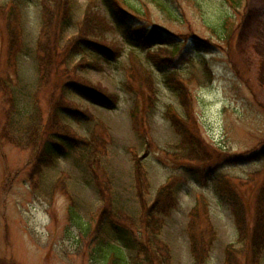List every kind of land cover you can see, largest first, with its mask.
<instances>
[{"label":"rangeland","instance_id":"374dc122","mask_svg":"<svg viewBox=\"0 0 264 264\" xmlns=\"http://www.w3.org/2000/svg\"><path fill=\"white\" fill-rule=\"evenodd\" d=\"M121 2L126 20L113 15L104 0H71V24L50 46V58L38 50L41 0H0V264H100L92 259L91 248L103 231L84 236L77 219L95 228L100 218L104 202L98 173L113 182L109 193L115 215L139 223L143 206L136 188L137 157L151 184L145 193L147 206L168 179L174 182L177 204L160 235L170 246L168 264H194L188 224L196 207L209 215L214 230L204 264H226L230 245L243 248L218 184L221 178L226 181L250 214L254 212L264 184V0H244L239 8L227 0H156L165 4L164 10L152 0H126L125 6ZM92 3L95 16L104 17L110 27H102L100 36L90 32L91 38L114 44L120 55L107 59L83 51L67 61L62 55L55 63L54 55L57 59L82 34ZM13 10L16 22L9 17ZM11 25H19L22 32L21 48L14 54L9 38L16 30L10 32ZM129 25L158 28L162 36L156 43L179 42L178 52L172 60L149 56L147 47L126 34ZM50 62L55 71L59 68L58 75L40 76V68ZM173 71L177 75L168 81ZM76 78L92 90L116 96V104L108 108L73 90ZM176 83L182 84L181 91ZM8 93L15 95L19 109L11 126L5 113L10 108ZM64 99L67 109L83 112L81 118L70 115L65 121L80 137L100 145L94 152L85 147L55 156L34 172L38 148L28 140L29 119L41 112L47 136L54 106ZM85 112L93 119H85ZM178 121L181 131L173 123ZM142 125L148 131L145 137ZM184 139L191 141L189 152ZM132 228L136 237L147 239L140 223ZM125 252L128 264H146L134 250ZM246 257L240 256L241 263L254 264ZM259 264H264V250Z\"/></svg>","mask_w":264,"mask_h":264},{"label":"trees","instance_id":"16d2710c","mask_svg":"<svg viewBox=\"0 0 264 264\" xmlns=\"http://www.w3.org/2000/svg\"><path fill=\"white\" fill-rule=\"evenodd\" d=\"M122 0H104L107 8L110 12L117 18L126 20L128 17L126 11L121 7ZM124 1V6L126 5V0ZM155 1L156 0H152ZM232 7L239 8L244 0H227ZM42 3V18L43 25L41 29L42 41L40 43L39 51L44 52L48 57L53 58L51 53V45L53 42L60 39L61 34L70 26L72 21V3L71 0H41ZM161 8L165 9V4L161 2H156ZM93 3L88 8L87 16L84 20L82 26V34L79 37H75L73 42L69 43V47L65 50V53H61L56 59L54 55V62L59 61L62 55L64 58L69 60L70 55L82 54L83 51H90L92 54H98V58L104 55L107 59L109 57L117 59L120 55L119 49L115 47L108 41H99L98 38H91L90 32L98 33L101 35V31L104 28H109L110 25L105 20L104 17L95 16L96 13L92 10ZM12 22L18 20V15L13 10L9 15ZM225 23L222 28H225ZM12 30H16L11 32ZM89 32V34H85ZM219 31V32H218ZM11 37L9 38L10 53L14 54L21 48L22 32L19 25L10 26ZM128 37L139 43L142 47H147L146 52L149 56H156L162 58V60L173 59L176 52H178V47L180 43H156L157 36H162V32L158 28L151 30L147 28H133L129 25L126 30ZM218 36L221 37V28L217 29ZM104 33V32H103ZM103 35V34H102ZM78 48V50H77ZM95 48L94 52L93 49ZM116 48V49H115ZM164 48V49H163ZM135 48L131 49L134 51ZM81 50V51H80ZM166 52H163V51ZM75 51V52H74ZM135 52V51H134ZM17 54V53H16ZM59 54V53H58ZM101 54V55H100ZM84 55V61L85 57ZM135 55L134 57H136ZM151 57V58H152ZM137 60V59H136ZM99 62V60H97ZM45 68H40V76L47 77L49 74L52 76H57L59 73V68L55 71L53 68V62ZM177 72L173 71L167 75L168 81L174 79ZM48 78V77H47ZM72 80V79H69ZM78 80V81H77ZM72 87L74 86L79 92H83L92 100V102L106 105V107L111 108L116 104V96L109 94L107 91L95 88L92 90L90 86H86L81 82V79L76 78L71 81ZM181 83H176V89L181 91ZM85 95V96H86ZM9 96V109H6L7 124L9 126L14 123L16 116H18L19 109L16 107V97L14 94L8 93ZM65 96V95H63ZM66 97V96H65ZM64 98V97H63ZM66 100H62L61 103L55 105V114L51 115L53 118L51 121V127L49 125L48 132L46 136V124L47 120L43 117L42 113H36V118L29 119L28 124L30 125V132H28V140L31 144L38 148V153L36 155V168L37 170L48 166L52 163L55 156H64L71 152L72 150L85 149V147L93 148V152L97 151L96 146L100 143L95 144L92 138L80 137L78 133L75 132L73 127L65 121V118H70V115L74 118H81L83 113L79 110H70L65 107ZM88 111V110H87ZM88 116L85 119L91 118L88 112L84 113ZM135 115V113H134ZM137 118V116H136ZM139 118V117H138ZM171 118V116L169 117ZM179 120V119H176ZM79 121V120H77ZM180 121H178L179 123ZM140 123L138 128H140ZM179 131L182 130L181 123L177 124L173 122ZM4 131H8V126H5ZM147 128L142 125L141 135L145 137L147 134ZM184 132V131H183ZM182 132V133H183ZM184 134V133H183ZM186 135V134H185ZM6 137H11L10 132H5ZM189 139H184V150L187 152L191 151L189 149L188 142ZM149 142V140H148ZM193 151V150H192ZM199 149L194 146V153L198 154ZM98 158L91 162V168L98 162ZM141 158L137 157L135 159L136 163V188L138 197L141 205L143 206V213L140 217L139 223L143 226L144 233L148 235L147 239L144 241L138 237L133 231L132 225L139 224L137 221L134 222L133 218L122 219L115 215V206L113 203L112 194L109 193L113 182L110 178L101 179L96 174L97 184L101 190V199L104 202V207L101 211L100 218L93 228V225L84 223L79 217L77 220V225L83 230L84 236H89L90 232L95 231L96 234L103 231L102 236L95 237V244L91 248V256L95 261H100V264H128L125 249L129 248L134 250L137 256L142 257L143 263L146 264H168L170 262V246L160 238L162 230L165 225L166 217L171 213L172 209L176 207L177 198L175 195L174 182L172 179L162 185L157 193L155 201L146 205L145 193L151 187L148 175L141 167ZM98 170L102 169L101 166L97 167ZM220 182V181H219ZM226 181H222L218 184L221 195L228 200L230 205V210L234 217L236 229H237V241L243 245V248H235L232 244L227 248L226 264H243L241 263L240 256H247L252 258L254 264H259L261 261L262 251L264 250V184L260 188L257 196V201L255 205V210L250 214L248 208L243 202L242 196L234 189H230L229 185L225 184ZM105 190V191H104ZM110 205V206H109ZM196 207L191 212V219L188 224V234L191 246V254L194 258V264H204L210 258L212 243L214 239V230L210 223V217L207 214L205 217L202 209ZM204 216L205 218H201ZM206 219L208 220V227L205 226ZM206 227V228H205ZM209 235V237H208ZM109 236V237H107ZM211 237V240H209ZM251 261V260H250Z\"/></svg>","mask_w":264,"mask_h":264}]
</instances>
